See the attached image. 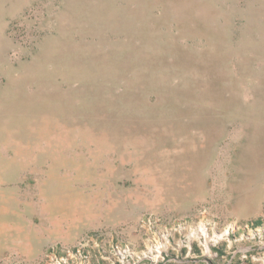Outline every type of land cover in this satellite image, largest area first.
<instances>
[{
	"label": "rangeland",
	"instance_id": "rangeland-1",
	"mask_svg": "<svg viewBox=\"0 0 264 264\" xmlns=\"http://www.w3.org/2000/svg\"><path fill=\"white\" fill-rule=\"evenodd\" d=\"M0 264H264V0H0Z\"/></svg>",
	"mask_w": 264,
	"mask_h": 264
}]
</instances>
